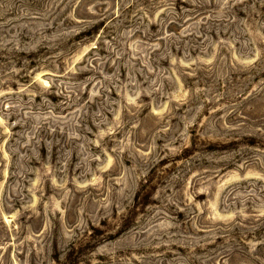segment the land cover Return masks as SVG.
Masks as SVG:
<instances>
[{
    "label": "rangeland",
    "instance_id": "1",
    "mask_svg": "<svg viewBox=\"0 0 264 264\" xmlns=\"http://www.w3.org/2000/svg\"><path fill=\"white\" fill-rule=\"evenodd\" d=\"M0 264H264V0H0Z\"/></svg>",
    "mask_w": 264,
    "mask_h": 264
}]
</instances>
